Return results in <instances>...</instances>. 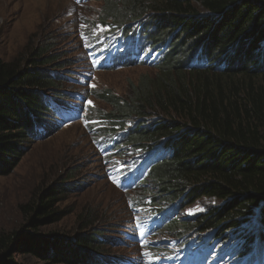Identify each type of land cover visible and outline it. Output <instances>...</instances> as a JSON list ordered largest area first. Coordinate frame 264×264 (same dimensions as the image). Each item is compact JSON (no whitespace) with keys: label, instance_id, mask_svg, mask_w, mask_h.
<instances>
[{"label":"trees","instance_id":"trees-1","mask_svg":"<svg viewBox=\"0 0 264 264\" xmlns=\"http://www.w3.org/2000/svg\"><path fill=\"white\" fill-rule=\"evenodd\" d=\"M116 4L119 12L109 15L110 5L89 24L93 29H82L90 73L143 65L159 74L132 87L128 100L95 93L112 106L106 114L87 95L68 91L74 78L61 72L54 36L26 56L0 58V174L50 129L85 118L108 167L104 178L127 195L122 239L108 240L95 227L67 244L39 232L57 220L54 199L69 190L72 173L19 206L22 234L1 233L0 250L15 247L53 262L123 264L110 253L122 244L145 246L146 264H264V0ZM203 199L217 204L181 213ZM158 235L162 240L150 242Z\"/></svg>","mask_w":264,"mask_h":264},{"label":"rangeland","instance_id":"rangeland-1","mask_svg":"<svg viewBox=\"0 0 264 264\" xmlns=\"http://www.w3.org/2000/svg\"><path fill=\"white\" fill-rule=\"evenodd\" d=\"M110 5L115 8L107 11L109 15L121 9L116 0L107 3L95 0L84 4L71 0H0V58L12 60L26 56L28 49L36 46L44 37L54 36L55 51L62 56L61 72L74 78L68 91H79L80 93H76L84 97L87 95V102L94 109L109 114L113 110L112 106L94 96L95 93L107 91L120 100H128L132 96V87L159 74L157 68L143 65L90 73L86 59L90 48L88 45L82 47V43H87L83 36L85 30L82 32V29L99 17H105ZM87 28L93 29L91 25ZM97 30L99 29L95 28L93 32ZM85 121V118L79 119L50 129L48 137L27 145L23 157L13 170L0 174V234L14 231L16 236H20L25 217L19 206L36 200L43 190L55 189L64 184V181H68L67 177L75 173L74 179L69 181L71 189L54 199L57 202L54 206L58 214L57 220L42 226L39 232L55 234L66 244L81 236H90L94 227L101 229L108 240L111 237L118 241L122 239L121 232L126 229L125 224L129 221L124 219L129 215L127 195L120 193L104 178L108 167L98 156ZM77 165L79 168L72 172ZM215 204L217 203L203 199L181 213L191 215ZM91 219H96L95 225L82 228V223ZM116 224L120 233L114 231ZM154 238L162 240V235L151 237L150 242ZM9 242L10 246L16 245L14 240ZM107 246L105 249L110 248ZM75 247L77 250H84L81 246L77 247V244ZM135 247L137 246L114 244L110 253L117 256L123 264H146L150 251L145 246L137 247L136 250ZM0 264L72 263L44 260L14 247L8 253L0 250ZM74 264L87 263L78 261Z\"/></svg>","mask_w":264,"mask_h":264}]
</instances>
